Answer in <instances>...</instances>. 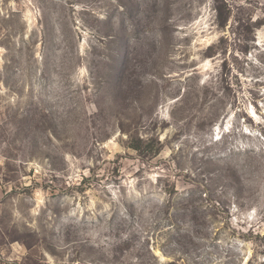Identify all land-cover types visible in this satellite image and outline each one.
<instances>
[{
  "label": "rangeland",
  "instance_id": "374dc122",
  "mask_svg": "<svg viewBox=\"0 0 264 264\" xmlns=\"http://www.w3.org/2000/svg\"><path fill=\"white\" fill-rule=\"evenodd\" d=\"M0 264H264V0H0Z\"/></svg>",
  "mask_w": 264,
  "mask_h": 264
},
{
  "label": "trees",
  "instance_id": "16d2710c",
  "mask_svg": "<svg viewBox=\"0 0 264 264\" xmlns=\"http://www.w3.org/2000/svg\"><path fill=\"white\" fill-rule=\"evenodd\" d=\"M137 149V148H136Z\"/></svg>",
  "mask_w": 264,
  "mask_h": 264
}]
</instances>
